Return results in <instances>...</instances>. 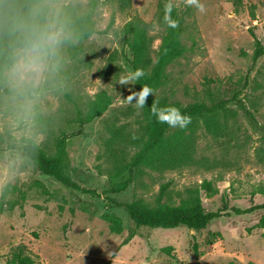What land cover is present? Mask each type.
<instances>
[{"label":"rangeland","instance_id":"obj_1","mask_svg":"<svg viewBox=\"0 0 264 264\" xmlns=\"http://www.w3.org/2000/svg\"><path fill=\"white\" fill-rule=\"evenodd\" d=\"M92 0H47L58 20L62 8L77 4L90 11ZM183 21L185 55L169 65L156 93L163 105L210 104L227 100L237 91L255 114L261 128L238 113L231 123L233 140H215L199 132L195 167L163 174L144 169L127 190L113 193L129 175L109 174L107 143L112 130L130 141L139 134L142 109L128 103L136 85L116 82L132 72V54L122 27L139 17L152 24L155 58L165 30L156 24L159 0H131V8L117 13L102 2L93 20L99 30L78 41L64 31L56 57L35 89L21 96L14 89L10 69L0 75V147L33 139L48 152L47 138L80 132L67 141L70 173L80 186L95 195L71 190L44 175L19 151L0 153V264H12L24 247L34 264H196L193 235L185 226L175 229L141 228L126 245L134 228L125 209L108 197L130 203L137 199L154 205L164 186L162 200L179 205L187 190L200 189L206 211L247 209L264 202V56L254 62L253 31L264 44V0H167ZM112 98L108 110L81 127L76 122L97 94ZM135 102V97H133ZM41 116L42 119H38ZM115 148H121L114 144ZM137 148L128 146L130 159ZM209 181L214 195L202 189ZM264 211L215 220L197 236L199 264H264V231L258 222Z\"/></svg>","mask_w":264,"mask_h":264},{"label":"trees","instance_id":"obj_2","mask_svg":"<svg viewBox=\"0 0 264 264\" xmlns=\"http://www.w3.org/2000/svg\"><path fill=\"white\" fill-rule=\"evenodd\" d=\"M47 0H0V75L12 66V49L15 37L11 31L10 20L13 14L27 15L34 7H40L44 14H50ZM102 2L103 5L114 7L109 27L115 24L117 13H123L131 8V0H92L89 3L90 11L82 10L77 4L65 5L58 17L63 30L78 41L88 40L99 33L93 20L94 11ZM156 24L165 30L159 50L153 58V38L150 32L152 24H148L139 17L128 21L121 29L122 35L129 46L132 54V72L142 69L145 73L136 82L137 91L142 86H148L153 90L146 99L145 107L142 109V126L139 134L133 136L132 140L121 130H112L113 137L108 141L107 161L112 165L109 174L115 177H129L120 182L113 193H121L135 182L140 172L144 169L163 174L168 171L181 170L195 167L199 161L196 158L199 132L205 131L215 140L232 141L236 130L231 121L235 120L238 113L230 108L235 105L241 110L251 125L261 128L255 114L246 106L241 98L242 91H237L227 100L212 101L210 104L196 101L188 105L174 103L163 105L157 99L156 93L164 84L165 71L169 65L182 58L186 53L183 41L185 27L179 18L178 9L167 0H159ZM256 42L254 62L264 56V44L258 36L251 31ZM112 104V98L105 92L97 94L95 99L89 102L84 114H80L76 122L84 127L96 118L102 116ZM175 106L182 114L190 117V123L184 128H172L167 124H160L152 115L153 107ZM38 119H42L38 116ZM80 132L59 136L50 134L47 138L49 152L33 139L21 140L19 143L8 144L6 148L0 147V153L5 151H19L30 159L44 175L53 177L65 187L81 192L83 194L95 195L96 192L80 186L71 177L70 160L67 151V141L70 137L79 135ZM118 144L121 148H115ZM136 147L137 152L127 158L128 146ZM167 186L161 190V194L154 205L142 199L130 203H123L108 197L109 201L116 207L125 209L134 228L123 242L128 244L141 228L148 229H175L185 226L194 232L192 252L196 264L202 256L197 236L203 233L213 221L232 215L244 216L264 211V202L255 204L247 209L233 207L231 210L206 211L203 207L200 189H189L184 200L179 205L172 202H163L162 196ZM202 189L210 195H214L211 182L204 181ZM264 194V190L262 192ZM259 228L264 231V214L258 222ZM12 264H34L35 261L21 247L13 255ZM253 264V263H249Z\"/></svg>","mask_w":264,"mask_h":264},{"label":"clouds","instance_id":"obj_3","mask_svg":"<svg viewBox=\"0 0 264 264\" xmlns=\"http://www.w3.org/2000/svg\"><path fill=\"white\" fill-rule=\"evenodd\" d=\"M10 26L15 37L10 79L18 94L25 96L35 89L43 74L50 68L64 38V30L58 20L44 14L38 6L32 8L27 15L13 14ZM144 75V71L138 68L122 75L116 82L134 85ZM149 94H153V90L142 86L141 90L132 92L127 97L128 103L135 104L138 109L144 108ZM151 111L158 123L172 128H184L190 123V117L182 114L175 106L153 107Z\"/></svg>","mask_w":264,"mask_h":264},{"label":"water","instance_id":"obj_4","mask_svg":"<svg viewBox=\"0 0 264 264\" xmlns=\"http://www.w3.org/2000/svg\"><path fill=\"white\" fill-rule=\"evenodd\" d=\"M194 233V232H193Z\"/></svg>","mask_w":264,"mask_h":264}]
</instances>
